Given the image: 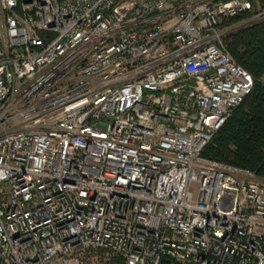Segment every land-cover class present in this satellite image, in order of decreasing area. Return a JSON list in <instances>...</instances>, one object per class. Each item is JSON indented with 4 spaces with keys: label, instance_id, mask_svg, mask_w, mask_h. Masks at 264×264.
<instances>
[{
    "label": "built area",
    "instance_id": "2783aa9c",
    "mask_svg": "<svg viewBox=\"0 0 264 264\" xmlns=\"http://www.w3.org/2000/svg\"><path fill=\"white\" fill-rule=\"evenodd\" d=\"M253 8L0 0V264H264V179L202 156Z\"/></svg>",
    "mask_w": 264,
    "mask_h": 264
},
{
    "label": "trees",
    "instance_id": "16d2710c",
    "mask_svg": "<svg viewBox=\"0 0 264 264\" xmlns=\"http://www.w3.org/2000/svg\"><path fill=\"white\" fill-rule=\"evenodd\" d=\"M226 1V0H225ZM264 10V0H250ZM253 9L227 19L224 25L252 18ZM226 48L235 61L254 79L252 92L209 142L202 156L243 170L264 179V21L240 28L228 36ZM102 264H125L114 257Z\"/></svg>",
    "mask_w": 264,
    "mask_h": 264
},
{
    "label": "rangeland",
    "instance_id": "374dc122",
    "mask_svg": "<svg viewBox=\"0 0 264 264\" xmlns=\"http://www.w3.org/2000/svg\"><path fill=\"white\" fill-rule=\"evenodd\" d=\"M261 9L258 7V8H253V14H252V18L248 20V22H246L244 25L242 26H247V25H252V23H256V22H261V21H264V14H260L261 12ZM198 188H199V185H194L192 187L193 189V192L194 193H197L198 192Z\"/></svg>",
    "mask_w": 264,
    "mask_h": 264
}]
</instances>
